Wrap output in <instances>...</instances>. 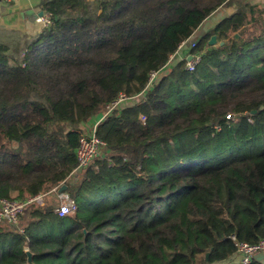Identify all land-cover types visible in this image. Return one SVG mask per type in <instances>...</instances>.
<instances>
[{"label": "trees", "instance_id": "1", "mask_svg": "<svg viewBox=\"0 0 264 264\" xmlns=\"http://www.w3.org/2000/svg\"><path fill=\"white\" fill-rule=\"evenodd\" d=\"M233 3L190 50L192 71L185 60L162 71ZM41 10L50 24L17 33L20 60L0 44V199L64 184L77 210L36 206L17 228L0 222V264H28L27 252L32 264H224L236 243L264 240V8L44 0ZM121 95L141 96L98 124L105 155L69 183L83 130Z\"/></svg>", "mask_w": 264, "mask_h": 264}, {"label": "built area", "instance_id": "2", "mask_svg": "<svg viewBox=\"0 0 264 264\" xmlns=\"http://www.w3.org/2000/svg\"><path fill=\"white\" fill-rule=\"evenodd\" d=\"M16 1L17 0H0V4L5 5ZM37 22L45 27L50 24V16L44 13L43 16L37 17ZM198 39V37H193L192 35L189 39L182 42L176 53L170 57L162 71L168 70L169 65L173 66L181 60H185L187 69L192 71L195 64L199 61V54L191 55L190 50L195 47ZM184 50L186 51V54L182 53ZM189 56H191L190 61L187 60ZM160 72L161 71H157L150 74L147 88L153 85V83L158 79ZM140 96L141 95H138L137 97L140 98ZM135 98L136 97L127 98L121 95L117 101L109 107L105 114L99 116L96 121L90 125L88 133L81 135L78 147L75 150L77 159V167L75 171L80 172L86 170L94 160L105 155L106 144L96 135V127L111 110L132 104L136 102L134 100ZM226 118L229 119L230 115H227ZM215 130H220V127L215 126ZM58 189L59 188H55L51 190L55 191L56 201L58 202L57 206L54 208V213L58 217H64L74 213L77 210V203L67 191L58 193ZM47 195L48 194L46 193H41L18 201L0 199V222H4L12 226L17 225L20 216L24 214L26 209L36 206L45 207V197ZM257 254H264V240H260L256 243H236L235 255L238 257L237 262L239 264H250V262L254 259V256Z\"/></svg>", "mask_w": 264, "mask_h": 264}, {"label": "crops", "instance_id": "3", "mask_svg": "<svg viewBox=\"0 0 264 264\" xmlns=\"http://www.w3.org/2000/svg\"><path fill=\"white\" fill-rule=\"evenodd\" d=\"M44 0H17L14 3L0 4V29L12 33H22L27 36L37 35L42 25L37 22V15L41 10V3ZM242 4L255 5L259 8H264V0H241ZM235 11V3L230 6H224L217 9L211 16H209L201 26L193 33V37L200 38L208 30L213 28L219 21L225 17L230 16ZM186 54L184 50L182 52ZM129 105V104H128ZM98 118V117H97ZM93 118L90 122L92 124L97 119ZM238 257L234 255L229 261L224 264L238 263Z\"/></svg>", "mask_w": 264, "mask_h": 264}, {"label": "rangeland", "instance_id": "4", "mask_svg": "<svg viewBox=\"0 0 264 264\" xmlns=\"http://www.w3.org/2000/svg\"><path fill=\"white\" fill-rule=\"evenodd\" d=\"M8 44L9 47V55L12 58H15L17 60H20L22 58V52L24 47L22 46L23 40L19 37V35L17 33H12V32H7L5 30H1L0 29V44ZM21 43V45L19 46V44ZM171 67V65H169L168 69ZM140 98L136 96V98L134 99L136 102L139 100ZM133 100V101H134ZM128 103V102H127ZM107 111V109H106ZM89 125V124H88ZM91 125V124H90ZM90 128V126L86 127L83 130V134L84 133H88V129ZM82 172L79 171H75L72 176L69 178V183H73L75 181V179L78 177L79 174H81ZM46 194H48L45 197V207H52L53 209L57 206L58 202L56 201V193L55 191H49L46 192ZM26 212L20 216L19 220H18V224L15 225V227L13 228H17L20 226V221L23 217L26 216Z\"/></svg>", "mask_w": 264, "mask_h": 264}, {"label": "water", "instance_id": "5", "mask_svg": "<svg viewBox=\"0 0 264 264\" xmlns=\"http://www.w3.org/2000/svg\"><path fill=\"white\" fill-rule=\"evenodd\" d=\"M43 14H44V12L40 11L37 16L41 17V16H43ZM215 43H216V38H215V36H212L210 38L208 44L211 46V45H214ZM187 60L190 61L191 60V56H189L187 58ZM252 113H255V111H253ZM65 191H66V185L62 184L60 186V188L58 189V193H62V192H65ZM206 259H208V254L206 256ZM254 259L264 263V254H257V255L254 256ZM27 263L28 264H32L31 254L29 252H27Z\"/></svg>", "mask_w": 264, "mask_h": 264}]
</instances>
